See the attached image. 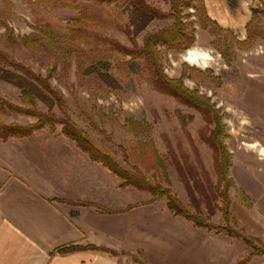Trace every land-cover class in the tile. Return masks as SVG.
Returning <instances> with one entry per match:
<instances>
[{"label":"rangeland","instance_id":"1","mask_svg":"<svg viewBox=\"0 0 264 264\" xmlns=\"http://www.w3.org/2000/svg\"><path fill=\"white\" fill-rule=\"evenodd\" d=\"M128 1L0 0V69L15 75L29 71L30 82L39 79L63 101L61 109L39 85L41 92L31 100L23 98L22 89L0 79V125L26 127L37 121L10 112L4 104L68 118L101 152L126 169L136 165L152 184L158 181L154 163L161 159L169 180L162 186L194 213L182 179L192 167L203 185L216 183L218 153L206 143L214 128L212 115L160 91L143 56L130 54L143 48L147 36L173 24L171 0H141L162 18L139 15ZM177 12L185 39L175 48L155 43L153 52L164 77L206 101L217 114L229 161L230 211L233 204L239 216L240 207L251 210L253 201L264 195V0H177ZM188 50L207 58L188 64ZM61 132L60 125L44 126L21 139L0 140V184L18 170H48L44 156L59 153L61 141L80 152ZM80 153L111 175V189L116 184L126 199L130 195L131 204L149 200L165 209L164 199L121 188L114 175ZM54 158L65 162L59 155ZM206 207L200 201L201 216L208 215ZM210 215L209 222L222 223L216 207ZM231 218V227L264 249L263 241ZM178 219L165 220L163 244L149 238L140 252L123 253L121 264H264L240 239Z\"/></svg>","mask_w":264,"mask_h":264},{"label":"crops","instance_id":"2","mask_svg":"<svg viewBox=\"0 0 264 264\" xmlns=\"http://www.w3.org/2000/svg\"><path fill=\"white\" fill-rule=\"evenodd\" d=\"M60 146L59 153L53 147L55 152L44 156L50 167L43 173L18 170L2 180L0 264H121L123 253L140 252L149 238L163 244L165 220L178 218L153 201L131 204L130 195L126 199L116 184L111 189V175L69 143ZM58 155L65 162H55ZM230 212L240 227L264 242V195L251 210L240 207L237 216L232 204ZM64 246H92L118 256L88 249L53 253Z\"/></svg>","mask_w":264,"mask_h":264},{"label":"trees","instance_id":"3","mask_svg":"<svg viewBox=\"0 0 264 264\" xmlns=\"http://www.w3.org/2000/svg\"><path fill=\"white\" fill-rule=\"evenodd\" d=\"M128 2L139 15L143 14L146 17L155 18V16H152L154 14L159 18L165 17L159 12L152 11L141 0H129ZM171 8V13L173 15L170 18H173V24L167 29H162V31L158 32L157 34L147 36L144 41L143 48L138 49V52H132L130 54L135 58H141V56H143L144 63L153 70L154 76L156 77V84L160 91H163L169 96L177 98L185 104L205 109L212 115L214 128L209 133L206 143L212 150L218 153L217 159L214 163L216 183L212 185L210 181H203V185L200 177L197 176L192 167L190 175L182 179L183 184L187 187L186 191L191 200V205L195 210L194 213L185 208L167 188L162 186V184L168 185L169 180L167 177V167L164 165V162H162L161 159H157L154 163V174L157 176L158 181L157 184H152L145 178L143 174H141L139 170H137L136 165H132L130 169H126L118 161L101 152L97 146L85 135V133L75 126L68 118L60 120L49 113L42 114L36 112L33 109L19 111V109L9 104H4V106L10 112L24 113L25 115L35 117L37 121L36 123L26 127H21L15 124L0 125V140L6 142L9 138L21 139L30 136L34 131L40 130L44 126L54 127L56 125H60L62 127V135L71 140L80 150V152L87 155L92 162L101 164L103 168L114 175L121 182V188L131 187L135 190L146 192L156 199H164L165 209L173 217L183 219L197 229L213 232L217 235L224 234L229 237L240 239L245 245L252 249L254 254L264 258V249L261 246L256 245V241L254 239L249 238L243 232V230H236L229 225V223H234L230 214V200L228 196L230 181L228 180L226 169L228 167L229 161L225 147L219 139L221 135V126L217 114L206 101L198 99L194 95H191L186 90H184L180 85L172 83L170 80L164 77L161 73L160 67L157 64V59L155 53L153 52V46L155 43L157 44L158 42H161L163 44L168 42L167 44H169V46L175 48L178 47L177 45L180 46L182 44V39H185L184 33L181 30L182 26L179 23V18L178 16L176 17V15H178L177 0H171ZM31 77L33 78L29 71H25L23 75H15L5 71L4 69H0V79L22 89L21 97L31 100L30 98L32 96H36L38 94L37 92L40 91V89H38L36 86L39 85L42 86L41 88L46 89L51 93L52 96L55 97L58 106L62 109L63 101L60 95L57 94V92L51 90L37 78L35 81L30 82L28 78ZM176 166L180 168L178 164H176L175 167ZM191 183L192 187L190 186ZM200 201L204 202L207 206L206 208L209 210L207 213L208 215L206 216H201V212L199 211ZM218 202L220 206H217ZM215 207L221 214L222 223L218 225H214L209 222V216H211L210 214ZM98 210L104 212L103 209L98 208ZM81 249L105 252L111 256L116 255V253L113 251H107L92 246H64L55 249L53 253L66 254ZM243 260H246V258ZM244 262L245 261L241 260L236 264H243Z\"/></svg>","mask_w":264,"mask_h":264},{"label":"bare ground","instance_id":"4","mask_svg":"<svg viewBox=\"0 0 264 264\" xmlns=\"http://www.w3.org/2000/svg\"><path fill=\"white\" fill-rule=\"evenodd\" d=\"M234 21V20H233ZM240 27V26H239ZM207 57L205 56V54H201L200 56H198L196 53L192 52V50H188L186 53H185V61L188 63V64H191V65H195L196 62L199 60V59H206Z\"/></svg>","mask_w":264,"mask_h":264}]
</instances>
